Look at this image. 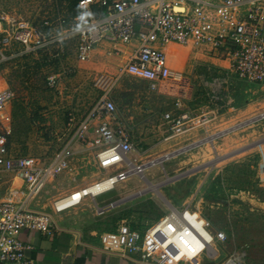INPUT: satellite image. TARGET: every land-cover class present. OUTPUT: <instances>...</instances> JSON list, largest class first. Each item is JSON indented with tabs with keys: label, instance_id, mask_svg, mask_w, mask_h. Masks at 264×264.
<instances>
[{
	"label": "rangeland",
	"instance_id": "rangeland-1",
	"mask_svg": "<svg viewBox=\"0 0 264 264\" xmlns=\"http://www.w3.org/2000/svg\"><path fill=\"white\" fill-rule=\"evenodd\" d=\"M72 2L0 0V17H5L3 25L10 32L18 26L33 25L46 40H50L65 32L67 26H62L60 19L72 21L76 13ZM65 45L62 60L52 59L50 52L26 55L17 44L6 48L5 54L9 58L0 64V89L10 88L15 98L5 108V116L9 119L3 118L4 123L0 118V128L10 132L12 151L50 162L72 135L68 126L70 114L77 121L86 117L108 91L117 107L115 123L124 122V117L129 118L128 127L136 148L133 155L143 162L157 160L149 167L146 178L132 176L115 190L97 199L87 197L78 208L74 207L80 209V212L73 213L78 224L92 230H104L100 236L113 230L121 221L131 223L143 232L172 209V200L176 207H179L178 202H189L209 221L213 232L225 229L228 236L226 248L217 244L223 257L235 248L245 247L249 252L247 264H264V188L255 178L260 154L264 157L261 151V148L264 150V118L260 116L264 112V88L239 80L233 74L230 77L232 83L223 87L222 98L213 101L210 97L211 79L217 74L223 76V70L209 69L204 63L207 61L197 59L192 53H197L196 50H184L180 57L176 50L181 49L169 46L166 51L173 64L174 76L181 78L183 87L178 89L175 85L180 81L170 80L166 88L155 90L147 81L130 75L118 79L115 60L107 58L83 63L77 60L75 43L65 41ZM56 48L52 46L50 50L54 53ZM64 69H70L72 73L62 75L59 86L50 88L47 77L63 73ZM181 95L186 96L187 109L194 115L205 109H218L217 118L210 126L219 123L221 117L233 116V107L244 108L253 101L262 103L256 105L262 111L248 116L253 118L244 122L240 133H236L242 137L241 145L230 146L228 151L219 147L221 138L214 141L210 136L204 138L206 132L202 129L199 137L204 139L195 143L198 146L175 149L174 142L182 144L186 134L169 140L156 135L152 126L156 117L170 110L173 101ZM230 98L234 100L227 104ZM212 128L215 133L216 129ZM232 149L235 151L229 152ZM249 153L251 156L244 162L234 161ZM166 155L170 157L159 163ZM225 164L226 167L221 168ZM104 175L106 172L97 166L93 150L77 143L68 169L31 201L32 206L37 211L55 213V202ZM240 190L243 191L242 197L233 196L239 195ZM112 195L120 199L137 196L141 202L125 211L123 218L118 213H108L111 215L98 219L109 212L108 209L97 214L96 210L99 212L101 208L98 203H107ZM20 198L23 199V195ZM234 206L239 209L230 211Z\"/></svg>",
	"mask_w": 264,
	"mask_h": 264
},
{
	"label": "built area",
	"instance_id": "built-area-1",
	"mask_svg": "<svg viewBox=\"0 0 264 264\" xmlns=\"http://www.w3.org/2000/svg\"><path fill=\"white\" fill-rule=\"evenodd\" d=\"M79 8L80 13L71 22L60 19L61 25L67 26L65 32L50 40L33 25L18 26L10 32L4 28L5 17L1 16L0 64L8 60L5 50L14 44L21 46L26 55L50 52L52 59L62 60L65 41H72L77 60L83 63L90 62L93 52L103 45L110 46L108 55L118 56L122 45H133L117 78L130 75L147 81L156 90L170 80L181 81L174 76L162 49L177 44L229 62L226 76L211 81L213 101L222 98L223 87L232 83L233 74L250 83L264 84V0H80ZM52 46L57 47L54 53ZM71 73L64 69L63 73L51 74L47 77L48 86L57 88L62 75ZM14 98L12 90H0V113ZM187 107L177 97L172 108L163 114L170 131L166 139L196 128L206 129L217 118L218 109H205L194 115ZM116 108L105 91L86 117L77 121L70 114L68 126L72 135L50 162L12 151L10 132L0 128V172L18 176L27 190L22 202L0 201V264L31 263L26 254L31 247L19 238L24 230L53 233L52 217L30 209L28 204L68 169L75 144L91 148L97 166L106 175L84 188L82 197L75 198L74 193L55 202L57 213L81 205L87 197L111 192L132 176L146 178L148 168L157 160L143 162L133 155L136 148L129 133L121 123H115ZM260 116L264 118V112ZM227 240L223 231L212 233L209 221L190 204L182 209L172 207L144 232L123 223L116 232L102 236L107 251H118L124 256L139 254L151 264H247L249 252L245 247L234 249L226 257L221 255L217 244Z\"/></svg>",
	"mask_w": 264,
	"mask_h": 264
},
{
	"label": "crops",
	"instance_id": "crops-1",
	"mask_svg": "<svg viewBox=\"0 0 264 264\" xmlns=\"http://www.w3.org/2000/svg\"><path fill=\"white\" fill-rule=\"evenodd\" d=\"M169 46L171 47L178 46L181 50H183V51L181 50L179 51L178 49L176 50L177 56H180V57L184 55L185 53L184 50L191 51L190 49L184 48L177 44H169V45L163 46L162 48L166 54H167L166 49ZM109 47L110 46L106 44V45L101 46L100 48H97L93 52L90 61H95L98 59H107V58L113 59L115 60V63H116L115 71L118 72L119 67H121L126 62L128 57L130 56L133 50V45H122L121 46L122 54L119 56L118 55H108L106 52ZM192 53L195 54L197 59H200L202 61H207L204 63H207V66L209 67V69L210 67H212L217 72L220 70H223V73H224L223 76L226 75L227 72L225 70L226 68L229 67V62L227 60H221L215 57H210L202 52H197V53L192 52ZM167 57H168L171 68H173L172 67L173 64L168 54H167ZM217 76H221V75L217 74L213 78ZM213 78L211 79V81L213 80ZM257 85L264 88V84H257ZM175 86L178 87V89H181L183 87L181 81L176 82ZM161 88L164 89L166 88V86L164 87L162 86L158 90H160ZM7 89H10V88H1L0 90H7ZM178 97H181L183 100L184 99L186 100V96L181 95ZM190 98L191 96H189L187 99L190 101L191 100ZM185 100H184L185 105H187ZM233 100H234L233 98H230L227 104H231ZM257 104H262V103L253 101L252 103H249L244 108L243 107L242 108L233 107L232 108V111L234 112L233 116H225L224 118L221 117L219 123H215L214 126H208L206 129H202L204 130V132H206V136L204 138L210 136L212 137L213 141L214 139L218 140L219 138H221L219 147H221L223 151H228L227 148L230 146H234L238 144L241 145L242 137L240 134L236 135V133L237 132L240 133V131L242 130L241 128L243 127L242 124L244 122L253 118V117H248V116H254L258 112L261 113L262 110L256 107ZM4 110L2 112H4ZM6 117L8 118V116ZM128 119L129 118L124 117V122L122 121L123 124L122 123L121 124L124 126L126 131L129 133L133 141L134 136L128 127V124H129ZM212 127L216 129L215 133L213 132L214 129ZM200 130L201 129L196 128L188 132L186 134V137L183 138L185 140H182V144L181 142H174L176 143L174 146H177L175 149L183 148L184 146H187L190 148H194V146H198L195 143L204 139L202 137H199ZM152 131L154 133L156 132V135L162 136L163 138H167L169 136L170 131L167 128V125L165 124L163 120V116L156 117V119L154 120V125L152 126ZM213 136H217V137L215 138ZM227 136H229L230 138H226ZM243 137L246 138L245 136ZM175 149H173V151ZM230 151L232 152L235 150L232 149V150H229V152ZM261 151L264 152L263 148H261ZM245 152H247V150ZM251 154L252 153L245 154L241 158H238L234 161L244 162V159H246L247 157H250ZM263 164H264V157L262 156V154H260V160L257 162L256 168H255L257 170L255 178H256V182L262 188H264V173L262 172ZM224 167H226V164L224 166H221V168H224ZM261 178H263V180H261ZM20 193H23V199L17 196V194H20ZM242 194H243V191L240 190L239 195L234 194L233 196L240 198L242 197ZM25 195H27V190H26L24 181L21 178L13 175L12 173L0 172V201L11 200V201L22 202L26 197ZM98 197L90 198V199H97ZM138 199L139 198H137V196H128L126 198L120 199L112 195L109 201L107 203H104L103 205H100L97 202L98 205L101 207L99 212L96 210L97 214L101 212L104 213L105 210L109 209V212L107 211L105 214H103V216H101L98 219H104L107 217L106 215L108 216L111 215L108 213H113V214L118 213V215H120L123 218L122 215H124L125 217V211L135 208V206L141 202ZM172 202H173L172 207L176 209H182L183 207H185V205H187V202L184 203L183 201V203L178 202L177 204H179V207H176L174 206L173 200ZM109 203L111 204L114 203L115 206L110 207L111 204ZM32 204H33L32 202L28 204L29 208L36 210L35 208H33ZM188 204H190L191 208L194 209L191 203L188 202ZM76 208L70 209L71 211L67 210L68 212L65 211L66 213L65 212H62V213L55 212L51 214L48 213L52 217V220L54 222L53 233L50 235L44 234L41 232L30 231V230H24L20 234L19 238L24 243L30 245L31 247L29 250H27V253H26L27 257L29 258L31 262L30 264H151L148 262H144L139 256V254H130V255L128 254L124 256V255H121V253H119L118 251H107L104 248V243L102 241V236L104 234L100 236V233L103 232L104 230H100V231L97 229L92 230L90 229L89 226H86L84 224L82 225L81 223L78 224L77 217L74 214L80 212V209H76ZM236 209H239V208L237 206H234L233 208L232 207L230 208V211H233V210L235 211ZM123 223H128V222L121 221L120 223L117 224V226L113 230L111 229L108 232H116L118 226ZM128 224H130L131 227L133 228V225L131 223H128ZM134 229H137V228H134ZM210 231L212 233H216L218 231H223L226 233L224 228L216 229L215 232H213L211 229ZM108 232L106 231V233ZM226 245H227V241L225 244H221L222 247Z\"/></svg>",
	"mask_w": 264,
	"mask_h": 264
},
{
	"label": "bare ground",
	"instance_id": "bare-ground-1",
	"mask_svg": "<svg viewBox=\"0 0 264 264\" xmlns=\"http://www.w3.org/2000/svg\"><path fill=\"white\" fill-rule=\"evenodd\" d=\"M0 115H1L0 118H1L2 120H3V118L5 119L6 116H5V113H4V112L0 113ZM3 122L5 123L4 120H3ZM263 165H264V164H263ZM20 185H21V184H20ZM87 187H88V186H87ZM87 187H84V188H87ZM84 188H81V189H79V190H77V191L74 192V193H76L75 198H79V197H82V196H83L84 193H83L82 191H83ZM86 190H87V189H86ZM12 192H13V191H12ZM12 192H11V193H12ZM88 192H89V190H88ZM9 193H10V192H9ZM74 193H72V194H74ZM72 194H71V195H72ZM22 195H23V193L17 194L18 197H21ZM11 196H12V195H11ZM70 200H71V199H70ZM70 200H66V201H64V202H68V201H70ZM60 205H61V204H60Z\"/></svg>",
	"mask_w": 264,
	"mask_h": 264
},
{
	"label": "trees",
	"instance_id": "trees-1",
	"mask_svg": "<svg viewBox=\"0 0 264 264\" xmlns=\"http://www.w3.org/2000/svg\"><path fill=\"white\" fill-rule=\"evenodd\" d=\"M73 2H72V4L75 6V9H76V13H75V15H74V17L76 16V15H78L79 13H80V8H79V1L80 0H72ZM235 77L236 78H239L237 75H235ZM239 80H244V79H240L239 78ZM120 216V215H119ZM133 228H135V226H133Z\"/></svg>",
	"mask_w": 264,
	"mask_h": 264
},
{
	"label": "water",
	"instance_id": "water-1",
	"mask_svg": "<svg viewBox=\"0 0 264 264\" xmlns=\"http://www.w3.org/2000/svg\"><path fill=\"white\" fill-rule=\"evenodd\" d=\"M180 153H181V152H177V153H174V155H178V154H180ZM169 157H170V156L168 155V156H166V157H164V158H161L158 162L162 164V163L164 162V160L167 159V158H169ZM154 164H155V163H154ZM113 206H115L114 203L110 205V207H113Z\"/></svg>",
	"mask_w": 264,
	"mask_h": 264
}]
</instances>
